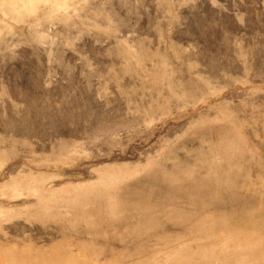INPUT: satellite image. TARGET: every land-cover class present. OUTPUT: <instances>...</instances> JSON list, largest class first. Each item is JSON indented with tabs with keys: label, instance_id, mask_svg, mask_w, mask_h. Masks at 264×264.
<instances>
[{
	"label": "rangeland",
	"instance_id": "obj_1",
	"mask_svg": "<svg viewBox=\"0 0 264 264\" xmlns=\"http://www.w3.org/2000/svg\"><path fill=\"white\" fill-rule=\"evenodd\" d=\"M0 264H264V0H0Z\"/></svg>",
	"mask_w": 264,
	"mask_h": 264
}]
</instances>
